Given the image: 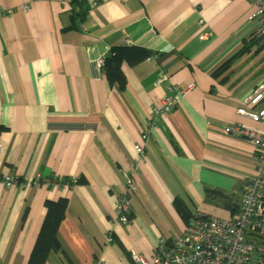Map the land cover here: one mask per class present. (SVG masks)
<instances>
[{
	"label": "crops",
	"instance_id": "0c3cea01",
	"mask_svg": "<svg viewBox=\"0 0 264 264\" xmlns=\"http://www.w3.org/2000/svg\"><path fill=\"white\" fill-rule=\"evenodd\" d=\"M82 1L87 9L77 23L72 0H0V10H13L0 17V264H26L44 202L60 199V251L45 264L150 258L157 241L180 237L194 214L235 216L255 170V148L222 132L230 124L264 128L235 113L264 80L248 0ZM122 45L154 56L122 64L120 93L96 62ZM188 84L136 165L130 222L114 224L150 109L167 85ZM15 175L6 188L3 176Z\"/></svg>",
	"mask_w": 264,
	"mask_h": 264
},
{
	"label": "built area",
	"instance_id": "2783aa9c",
	"mask_svg": "<svg viewBox=\"0 0 264 264\" xmlns=\"http://www.w3.org/2000/svg\"><path fill=\"white\" fill-rule=\"evenodd\" d=\"M248 3L252 7L249 20L256 25V36L264 48V0H248ZM26 9V5L21 6V10ZM12 13L13 10H0V17ZM96 64L101 69L103 59H98ZM165 79V75H160V81ZM192 86L167 85L165 93L150 109L145 131L133 144L136 160L130 166L124 191L116 196L114 224L130 222L129 197L135 190L136 165L144 157L151 131L162 115L169 114L180 104ZM235 113L264 127V80L241 102ZM222 132L244 139L255 148V170L242 184L235 216L194 214L180 237L169 241L160 238L150 258L131 253V264H264V128L263 131H255L230 124L224 126ZM1 181L7 188L17 183L18 177L3 176ZM49 182L41 181L45 186ZM112 241V237L107 236L106 244ZM96 264L105 262L101 258Z\"/></svg>",
	"mask_w": 264,
	"mask_h": 264
},
{
	"label": "trees",
	"instance_id": "16d2710c",
	"mask_svg": "<svg viewBox=\"0 0 264 264\" xmlns=\"http://www.w3.org/2000/svg\"><path fill=\"white\" fill-rule=\"evenodd\" d=\"M72 2L75 3L79 9L77 12V23H81L87 8H84L85 4L82 0H72ZM245 49L247 48H243L238 54L244 52ZM152 56H154V54L150 51L135 46L122 45L111 48L106 56H104L102 66V72L109 87L120 93L123 92L125 90L126 80L121 72L122 64L131 68ZM226 66L227 64L222 66L219 73L223 71ZM3 130L4 128L0 127V132ZM43 205L46 210L45 217L26 264H45L51 252L60 251L57 231L60 223L64 219L66 200L60 199L55 202L45 201Z\"/></svg>",
	"mask_w": 264,
	"mask_h": 264
},
{
	"label": "rangeland",
	"instance_id": "374dc122",
	"mask_svg": "<svg viewBox=\"0 0 264 264\" xmlns=\"http://www.w3.org/2000/svg\"><path fill=\"white\" fill-rule=\"evenodd\" d=\"M239 202V201H238Z\"/></svg>",
	"mask_w": 264,
	"mask_h": 264
}]
</instances>
